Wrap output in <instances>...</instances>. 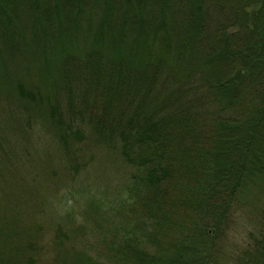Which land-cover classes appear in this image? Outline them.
<instances>
[{
    "label": "trees",
    "instance_id": "16d2710c",
    "mask_svg": "<svg viewBox=\"0 0 264 264\" xmlns=\"http://www.w3.org/2000/svg\"><path fill=\"white\" fill-rule=\"evenodd\" d=\"M262 180L264 0H0V264H264Z\"/></svg>",
    "mask_w": 264,
    "mask_h": 264
},
{
    "label": "rangeland",
    "instance_id": "374dc122",
    "mask_svg": "<svg viewBox=\"0 0 264 264\" xmlns=\"http://www.w3.org/2000/svg\"><path fill=\"white\" fill-rule=\"evenodd\" d=\"M111 158H112V156H111ZM97 171H98L97 168L92 167V169H90V171L88 172L89 174H87L88 177L86 176V179L88 178L87 180H91L92 176L95 175L97 173ZM120 173H121V171H120ZM60 175H62V171L57 170V174L55 176L57 177ZM258 187L264 189V180H262V184H260V186H258ZM255 196L256 195L254 194L253 197L252 196L249 197V199L251 200V204H250L249 208H247L246 211L242 210V211L238 212L236 215V223L232 227V229L229 231L228 238L226 239L227 240V242H226L227 246H225V248L228 250V253H234L235 252V254H236L237 250H239L238 248L243 247L244 243L246 242L245 240H247V234H248L249 230L252 229V224H251L250 219H252V217H257L260 214L259 209H257V205L254 206V204L257 203L255 201V198H256ZM78 198L81 199V204H82L84 202V197H78ZM263 200H264V198H263Z\"/></svg>",
    "mask_w": 264,
    "mask_h": 264
},
{
    "label": "bare ground",
    "instance_id": "6f19581e",
    "mask_svg": "<svg viewBox=\"0 0 264 264\" xmlns=\"http://www.w3.org/2000/svg\"><path fill=\"white\" fill-rule=\"evenodd\" d=\"M243 201H245V200H243ZM246 204V203H245ZM257 209H259V212H260V210L262 211V207H261V205H259V206H257ZM241 211V210H240Z\"/></svg>",
    "mask_w": 264,
    "mask_h": 264
}]
</instances>
